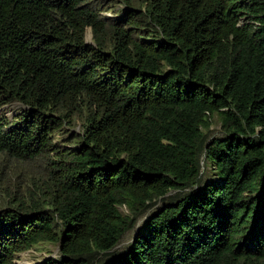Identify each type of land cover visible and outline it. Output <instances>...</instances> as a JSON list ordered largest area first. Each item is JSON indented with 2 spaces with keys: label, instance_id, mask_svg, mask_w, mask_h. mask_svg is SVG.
Segmentation results:
<instances>
[{
  "label": "trees",
  "instance_id": "trees-1",
  "mask_svg": "<svg viewBox=\"0 0 264 264\" xmlns=\"http://www.w3.org/2000/svg\"><path fill=\"white\" fill-rule=\"evenodd\" d=\"M10 104L0 154L41 158L42 184L0 208V264L43 243L94 264L159 200L96 264H264V0H0Z\"/></svg>",
  "mask_w": 264,
  "mask_h": 264
},
{
  "label": "rangeland",
  "instance_id": "rangeland-1",
  "mask_svg": "<svg viewBox=\"0 0 264 264\" xmlns=\"http://www.w3.org/2000/svg\"><path fill=\"white\" fill-rule=\"evenodd\" d=\"M122 7L118 4H109L105 6L102 15L106 17L117 18V10ZM89 31L86 33V41L91 42ZM18 104H10L3 106L0 109V114H5L7 116H12L17 113ZM82 115L74 117V122L70 127L63 126L58 131L54 132L52 135L53 143L63 145L66 142V146L73 145L70 142V135L72 132L78 131L80 129V124L82 123ZM221 135V125L219 119L215 116L212 118V125L208 132H206V141L216 138ZM75 146V145H74ZM199 163L201 165V170L205 167L204 155L199 156ZM43 160L41 158L31 159V160H14L5 154H0V208L5 207L8 196L24 195L25 199H28L30 194H34L36 187L38 188L42 183V165ZM209 169V168H207ZM207 176V180H208ZM162 201H157L155 205L141 213L137 216L134 228L127 231L117 245L110 251V253H101L95 256L94 264L99 261H104L105 259L111 258L114 254H120L129 245L133 236L137 231L144 232L145 229L141 226L144 220L149 216V214L154 210L155 207L159 206ZM122 214L128 215V210L125 206L119 207ZM28 254V255H27ZM60 257L59 249L55 244L43 243L37 245L27 251L18 253L14 260V264H20V262L26 260L29 264H42L48 259H58ZM20 261V262H19Z\"/></svg>",
  "mask_w": 264,
  "mask_h": 264
},
{
  "label": "bare ground",
  "instance_id": "bare-ground-1",
  "mask_svg": "<svg viewBox=\"0 0 264 264\" xmlns=\"http://www.w3.org/2000/svg\"><path fill=\"white\" fill-rule=\"evenodd\" d=\"M28 255V254H27ZM20 262V261H19ZM20 264H29L26 260L20 262ZM38 264V263H37Z\"/></svg>",
  "mask_w": 264,
  "mask_h": 264
}]
</instances>
